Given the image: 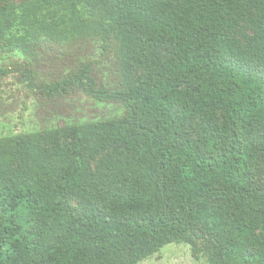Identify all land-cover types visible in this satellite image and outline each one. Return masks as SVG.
<instances>
[{
    "label": "trees",
    "instance_id": "16d2710c",
    "mask_svg": "<svg viewBox=\"0 0 264 264\" xmlns=\"http://www.w3.org/2000/svg\"><path fill=\"white\" fill-rule=\"evenodd\" d=\"M83 2L121 88L92 62L45 84L29 64L28 88L126 114L0 138V264H139L169 244L264 264V0Z\"/></svg>",
    "mask_w": 264,
    "mask_h": 264
},
{
    "label": "rangeland",
    "instance_id": "374dc122",
    "mask_svg": "<svg viewBox=\"0 0 264 264\" xmlns=\"http://www.w3.org/2000/svg\"><path fill=\"white\" fill-rule=\"evenodd\" d=\"M105 24L83 0H18L0 31V68L16 67L0 81V138L63 129L124 116L122 104L99 103L83 92L48 99L28 88L25 68L39 84L62 80L82 64H94L101 87L121 88L117 50L103 52ZM251 34V31L247 32ZM20 65L23 67L19 68ZM199 249L204 245L199 243ZM139 264H208L185 244H169Z\"/></svg>",
    "mask_w": 264,
    "mask_h": 264
}]
</instances>
